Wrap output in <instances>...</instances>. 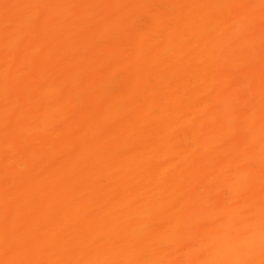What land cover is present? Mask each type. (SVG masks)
<instances>
[{"label": "bare ground", "instance_id": "1", "mask_svg": "<svg viewBox=\"0 0 264 264\" xmlns=\"http://www.w3.org/2000/svg\"><path fill=\"white\" fill-rule=\"evenodd\" d=\"M0 264H264V0H0Z\"/></svg>", "mask_w": 264, "mask_h": 264}]
</instances>
